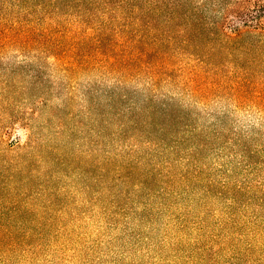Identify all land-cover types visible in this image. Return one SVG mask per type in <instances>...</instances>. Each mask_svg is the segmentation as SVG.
Instances as JSON below:
<instances>
[{"label": "rangeland", "instance_id": "rangeland-1", "mask_svg": "<svg viewBox=\"0 0 264 264\" xmlns=\"http://www.w3.org/2000/svg\"><path fill=\"white\" fill-rule=\"evenodd\" d=\"M100 1L0 0V264H264V33Z\"/></svg>", "mask_w": 264, "mask_h": 264}, {"label": "trees", "instance_id": "trees-1", "mask_svg": "<svg viewBox=\"0 0 264 264\" xmlns=\"http://www.w3.org/2000/svg\"><path fill=\"white\" fill-rule=\"evenodd\" d=\"M164 1L171 11L169 22L178 23L179 27L184 23L185 25L193 24L195 27L207 28L214 42L212 46L223 48L238 57L247 53L244 43L247 34L262 35L264 33V0H194L197 4L194 7L187 5L191 0ZM186 5L187 8L183 9L182 7ZM133 7L136 9L139 5L135 2ZM211 10L218 13V18L207 15ZM151 50L154 49L151 48ZM129 52L131 55L128 58L131 59H139L146 53L142 49ZM161 54L160 49L155 50L156 59L158 56H163ZM164 60L152 61L150 65L139 67V69L147 68L152 72H159L160 68L166 66L162 63Z\"/></svg>", "mask_w": 264, "mask_h": 264}]
</instances>
